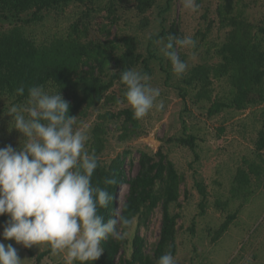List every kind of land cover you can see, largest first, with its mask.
Segmentation results:
<instances>
[{"label":"rangeland","instance_id":"rangeland-1","mask_svg":"<svg viewBox=\"0 0 264 264\" xmlns=\"http://www.w3.org/2000/svg\"><path fill=\"white\" fill-rule=\"evenodd\" d=\"M110 1L116 11L108 16L103 9ZM196 2L199 10L192 13L183 8L182 0H155L153 7L140 16L133 9L134 0H97L86 18L82 14L87 10L84 6L70 4L61 11L46 14L40 23L24 26L23 31L28 38L41 44L65 34L82 17L80 23L82 21L84 25L79 29L83 30L86 41L112 40L128 35L136 37L138 53L146 63L141 62L134 69L152 78V85L161 91L164 108L160 111L154 109L147 117L136 119L138 129L126 140L120 139L121 120L106 124L107 143L102 160L110 161L127 151L123 166L126 180L137 174L140 152L154 154L161 149L175 165L182 176L180 209H177L180 216L176 224V264H264V150L258 153L254 146L258 133L264 132V101L245 111L227 109L208 117L209 103L206 100L197 102L194 93L182 84V79L193 66L217 62L214 51L225 38L226 29L220 28L216 17V9L223 0ZM234 5L236 13L240 11L248 22H264V0H234ZM170 27L177 30L179 37L191 35L197 42L194 49H176L180 58L189 65L181 77L173 73L170 62L160 52L157 40L148 45L150 38ZM2 30L5 29L0 25ZM214 86L212 98L218 95L222 99L225 86L222 83ZM181 91L187 93L185 100L180 96ZM124 92L122 83L116 82L99 106L76 117V127L89 135L87 150L91 130L99 122V115L131 110L124 102ZM23 104L0 98V109H3L0 115V147L22 144L19 134L13 130L9 109ZM187 135L195 137L194 151L174 141ZM239 170L249 173L246 186L236 185L235 177ZM197 185H201L205 196ZM127 192L126 185L118 189L116 215ZM229 215L234 219L227 230L213 240ZM4 224L0 225V233ZM160 228V207L146 218L135 219L126 231L120 228L126 235H123L125 241L115 262L130 260L137 236L142 240L143 254L152 258ZM3 242L18 249L20 258L25 259L24 264H36L35 257L44 252L48 254L39 264H66V253H57L49 246L29 248L34 255L31 257L14 241Z\"/></svg>","mask_w":264,"mask_h":264},{"label":"trees","instance_id":"trees-1","mask_svg":"<svg viewBox=\"0 0 264 264\" xmlns=\"http://www.w3.org/2000/svg\"><path fill=\"white\" fill-rule=\"evenodd\" d=\"M96 1L0 0V25L5 29L0 31V98L12 100L14 104H23L27 99L28 89L34 85H42L51 92L60 90L62 97L70 104L69 116L78 117L105 100L108 91L116 82H120L119 71L134 69L141 62L146 63V59L142 60L138 53V41L134 36L86 41L83 30L79 29L84 25V22L80 23L82 17L65 34L41 44L28 38L23 31L24 26L40 23L46 14L61 11L70 4L84 6L87 10L82 14L86 18ZM134 1L133 9L141 16L153 7L155 0ZM103 10L108 16L114 15L116 11L112 1ZM216 17L220 28L226 29L224 41L214 51L217 62L193 66L181 81L194 93L197 102L206 100L209 103L206 110L208 117L227 109L245 111L264 101V22L253 24L245 20L240 11L236 13L234 0H223L216 9ZM110 22L113 23L114 19L111 18ZM169 35L179 36L177 30L170 27L150 38L148 45L161 38L167 42ZM167 62L169 63L168 60ZM110 71H115L116 74ZM215 83L225 86L222 99L218 95L212 98ZM20 86L25 89L23 96L16 93ZM180 96L185 100L187 93L181 91ZM2 113L3 109H0V115ZM118 120L122 123L121 140L130 138L131 133L134 134L138 129L132 111L124 109L118 113L106 112L99 115V122L91 130L88 151L94 152L99 161L92 183L106 188L113 196L108 208L101 209L100 214L105 216V220L116 215L117 192L122 185L128 187V192L118 215L129 218L131 224L135 219L146 218L160 207V237L153 257L143 254L142 240L137 236L133 241L134 250L130 260L119 263L156 264L164 253L171 252L173 256L176 254V224L180 216L177 209H180L182 176L161 149L154 154L140 152L138 172L129 180L125 179L123 169L127 151L110 161L102 160L101 155L107 143L106 124ZM174 141L191 151L195 150V137L192 135L179 137ZM254 146L258 153L264 150L263 131L258 133ZM239 171L235 177L236 185L246 186L249 173ZM112 176L116 177L118 184L105 185L104 178ZM197 187L205 196L201 185ZM233 219V215L226 218L213 240L227 230ZM6 220L7 217L1 216L0 225ZM131 224L120 228L124 232ZM124 241L123 236H109L102 242L104 252L94 264H118L115 260ZM26 251L31 257L34 256L29 248ZM47 254L48 252H44L36 256V264Z\"/></svg>","mask_w":264,"mask_h":264},{"label":"clouds","instance_id":"clouds-1","mask_svg":"<svg viewBox=\"0 0 264 264\" xmlns=\"http://www.w3.org/2000/svg\"><path fill=\"white\" fill-rule=\"evenodd\" d=\"M183 8L196 13V0H182ZM161 54L171 64L173 73L183 76L189 65L180 58L177 47L194 49L191 35H169L167 42L157 40ZM116 74L115 71H110ZM125 88L124 102L135 119H143L154 109L163 110L161 91L151 77L135 69L119 71ZM25 89H16L23 96ZM70 104L60 90L51 92L42 85L28 89L23 105H13V130L21 143L0 147V216L7 220L0 233V264H24L14 241L23 248L38 245L66 253V264H94L103 254L102 242L109 236L122 237L120 226L131 220L113 215L105 220L100 214L113 200L106 189L92 183L99 161L87 150L89 135L76 127V117L69 116ZM105 185H116L115 176L105 177ZM157 264H176L171 252L161 255Z\"/></svg>","mask_w":264,"mask_h":264}]
</instances>
